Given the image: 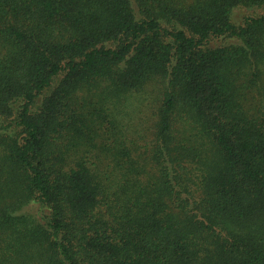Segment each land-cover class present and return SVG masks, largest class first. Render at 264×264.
<instances>
[{
	"label": "trees",
	"instance_id": "trees-1",
	"mask_svg": "<svg viewBox=\"0 0 264 264\" xmlns=\"http://www.w3.org/2000/svg\"><path fill=\"white\" fill-rule=\"evenodd\" d=\"M0 264H264V0H0Z\"/></svg>",
	"mask_w": 264,
	"mask_h": 264
},
{
	"label": "rangeland",
	"instance_id": "rangeland-1",
	"mask_svg": "<svg viewBox=\"0 0 264 264\" xmlns=\"http://www.w3.org/2000/svg\"><path fill=\"white\" fill-rule=\"evenodd\" d=\"M239 16L237 15V18H238Z\"/></svg>",
	"mask_w": 264,
	"mask_h": 264
}]
</instances>
